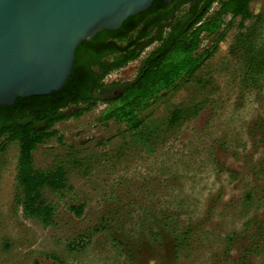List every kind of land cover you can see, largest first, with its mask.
I'll list each match as a JSON object with an SVG mask.
<instances>
[{
	"label": "rangeland",
	"instance_id": "obj_1",
	"mask_svg": "<svg viewBox=\"0 0 264 264\" xmlns=\"http://www.w3.org/2000/svg\"><path fill=\"white\" fill-rule=\"evenodd\" d=\"M251 9L264 13V0ZM238 33L235 21L195 77L156 103V123L175 107L200 110L154 145L135 143L124 123H100L102 101L56 124L62 141L34 152L37 168L64 161L70 170L64 193L45 191L52 225L17 202L18 144L1 151L0 264H264V83L245 79ZM141 59L106 81L133 80ZM82 203L77 215L70 207Z\"/></svg>",
	"mask_w": 264,
	"mask_h": 264
},
{
	"label": "trees",
	"instance_id": "obj_2",
	"mask_svg": "<svg viewBox=\"0 0 264 264\" xmlns=\"http://www.w3.org/2000/svg\"><path fill=\"white\" fill-rule=\"evenodd\" d=\"M252 1L197 0L190 6L182 5L187 4L182 1L183 7L177 5L179 10L175 13L168 10L175 0L171 3L155 0L147 10L129 16L119 28L103 29L90 41H83L76 49L72 74L60 90L17 96L12 105L0 106V152L10 143L18 144L17 181L21 193L17 202L24 216L45 226L52 225L56 206L47 200L45 191L60 194L69 187L70 170L66 162L56 161L47 169L35 165L34 152L39 145L57 136L62 141L55 128L57 123L81 117L102 101L106 107L99 114L100 123L108 124L111 120L124 123L135 143L145 147L154 145L165 130L197 115L200 106L175 107L161 123L153 119V107L195 77L218 52L235 21L239 33L232 48L244 56L245 79L257 83L260 76L263 84L264 13H254ZM204 38H210L211 42L202 48ZM152 45L153 49L141 59ZM139 59L133 80L106 81L113 71ZM257 86L260 87L258 83ZM107 89L116 92L103 97ZM78 161L75 159V163ZM84 205L70 208L81 215ZM162 221H167L165 216ZM162 232L159 230L157 235ZM174 236L179 238L178 234ZM53 260L65 264L61 259Z\"/></svg>",
	"mask_w": 264,
	"mask_h": 264
},
{
	"label": "water",
	"instance_id": "obj_3",
	"mask_svg": "<svg viewBox=\"0 0 264 264\" xmlns=\"http://www.w3.org/2000/svg\"><path fill=\"white\" fill-rule=\"evenodd\" d=\"M154 1L0 0V106L60 90L83 41L119 28Z\"/></svg>",
	"mask_w": 264,
	"mask_h": 264
},
{
	"label": "flooded vegetation",
	"instance_id": "obj_4",
	"mask_svg": "<svg viewBox=\"0 0 264 264\" xmlns=\"http://www.w3.org/2000/svg\"><path fill=\"white\" fill-rule=\"evenodd\" d=\"M172 1V0H171ZM171 1L169 2V3H171ZM182 1H186V3L187 4H182V5H188V6H190V5H192L194 2H196L197 0H175V2H174V4H172L170 7H169V9L168 10H174L175 11V13H178V10H179V7L178 8H176L177 7V5H181V3H182ZM181 5V8L183 7ZM108 60V59H107ZM110 91H113V90H110V89H107L105 92H110ZM115 91V90H114ZM116 92V91H115Z\"/></svg>",
	"mask_w": 264,
	"mask_h": 264
},
{
	"label": "built area",
	"instance_id": "obj_5",
	"mask_svg": "<svg viewBox=\"0 0 264 264\" xmlns=\"http://www.w3.org/2000/svg\"><path fill=\"white\" fill-rule=\"evenodd\" d=\"M108 76H110V74H109ZM108 76H107V77H108Z\"/></svg>",
	"mask_w": 264,
	"mask_h": 264
}]
</instances>
